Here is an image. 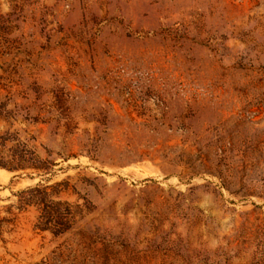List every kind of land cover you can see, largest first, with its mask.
I'll list each match as a JSON object with an SVG mask.
<instances>
[{"label": "rangeland", "instance_id": "rangeland-1", "mask_svg": "<svg viewBox=\"0 0 264 264\" xmlns=\"http://www.w3.org/2000/svg\"><path fill=\"white\" fill-rule=\"evenodd\" d=\"M1 76L0 264H264V0H0Z\"/></svg>", "mask_w": 264, "mask_h": 264}, {"label": "trees", "instance_id": "trees-1", "mask_svg": "<svg viewBox=\"0 0 264 264\" xmlns=\"http://www.w3.org/2000/svg\"><path fill=\"white\" fill-rule=\"evenodd\" d=\"M0 78H3L2 76ZM14 95L10 91L6 93L0 92V123L3 121L8 124V127L4 130H0V167L7 168L11 171L25 170L27 168H34L37 170H48L54 166L55 160L48 158H41L38 147L34 141L35 137L26 138L22 137L21 129L11 130V127L16 121L19 120L18 114L15 108H10L9 105L13 101ZM73 154H68L71 156ZM47 187H44L40 192L39 196L31 195L30 198H25L24 204L36 203L43 204L46 200H50L49 197L56 192H48ZM54 203L55 201L50 200ZM41 218H46V215L50 211L43 209ZM62 219L57 221L56 225H63ZM48 222H39L36 224V228L41 230L50 228L47 224ZM52 229V228H51ZM65 228H59L57 232L64 231Z\"/></svg>", "mask_w": 264, "mask_h": 264}]
</instances>
